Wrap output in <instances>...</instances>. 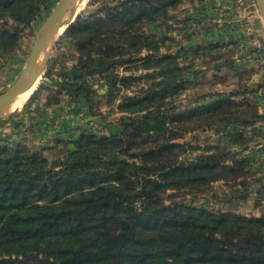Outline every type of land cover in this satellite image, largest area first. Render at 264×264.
<instances>
[{
    "label": "trees",
    "instance_id": "16d2710c",
    "mask_svg": "<svg viewBox=\"0 0 264 264\" xmlns=\"http://www.w3.org/2000/svg\"><path fill=\"white\" fill-rule=\"evenodd\" d=\"M49 1L0 0V57L18 40L4 20L29 24ZM98 2L64 31L77 53L78 74L62 84L74 101H89L87 78L95 74L109 92L127 86L134 77L113 73L118 65L158 70L146 73L148 86L118 105L137 115L120 132L83 131L52 161L25 144L0 146V264H264V209L246 216L164 202L169 187L237 178L246 163L215 155L176 160L182 144L172 140L191 129L192 119L232 114L234 120L229 99L182 111L163 107L183 88V76L176 55L158 53L161 45L147 26L164 21L182 0ZM144 134L155 144L133 150ZM249 195L245 189L242 197Z\"/></svg>",
    "mask_w": 264,
    "mask_h": 264
},
{
    "label": "rangeland",
    "instance_id": "374dc122",
    "mask_svg": "<svg viewBox=\"0 0 264 264\" xmlns=\"http://www.w3.org/2000/svg\"><path fill=\"white\" fill-rule=\"evenodd\" d=\"M57 2L50 0L29 24L4 20L18 32V40L12 50L0 57V94L17 78L37 30ZM97 3L98 0H88L75 19L94 10ZM147 30L161 45L160 55L177 56L183 76V88L166 99L164 108L182 111L217 99L233 101L228 109L234 113V120H229L232 114L213 120L196 117L188 123L191 129L172 140L182 144L175 149L177 162L188 164L207 155L221 156L224 163L246 160L244 171L237 178L231 174L201 186L174 185L163 193L164 202L260 216L264 209V24L256 1L182 0L169 10L164 21L148 23ZM51 43L43 49L45 58ZM76 56L74 42L64 32L57 36L30 97L17 112L7 114L15 110L6 109L0 119V130L5 126L15 129L11 136L0 133V146L25 144L52 161L74 147L79 133L101 134L109 129L120 132L122 123L137 116L122 111L118 105L123 97L146 88L149 82L145 74L157 71L156 67L146 63L118 65L113 73L130 74L134 79L127 86L117 85L113 92H109L101 74L90 76L89 101H74L62 84L78 74ZM50 113L59 118L69 114L75 121L58 132L35 137L37 124ZM19 127L24 129L18 130ZM153 137L144 134L133 150L154 145ZM245 189L250 193L247 199L242 197Z\"/></svg>",
    "mask_w": 264,
    "mask_h": 264
},
{
    "label": "water",
    "instance_id": "95a60500",
    "mask_svg": "<svg viewBox=\"0 0 264 264\" xmlns=\"http://www.w3.org/2000/svg\"><path fill=\"white\" fill-rule=\"evenodd\" d=\"M255 1H256L258 13L260 14L264 24V0H255ZM71 2L72 0H58L56 5L51 9V11L47 15L43 23L37 30L32 45L30 47L29 53L27 55L26 61L22 69L20 70L17 78L14 80L13 83H11L8 86V88L4 92L0 94V119H2L4 115H6L4 114V112L7 109V107L10 105L12 99L18 94L28 90L35 81L36 75L34 72L39 63L40 54L43 51L44 47L48 43L52 42L47 51L46 58L44 60L45 62L47 59L48 52L50 51V48L53 46V43L57 38L55 36L59 31V29L61 28L64 9ZM69 24L65 26V28L62 30L61 33H63L66 30ZM41 75L42 72L40 74V77ZM14 112L17 111H11L7 114H12Z\"/></svg>",
    "mask_w": 264,
    "mask_h": 264
},
{
    "label": "bare ground",
    "instance_id": "6f19581e",
    "mask_svg": "<svg viewBox=\"0 0 264 264\" xmlns=\"http://www.w3.org/2000/svg\"><path fill=\"white\" fill-rule=\"evenodd\" d=\"M87 2H88V0H72V2L64 9L62 25H61V28L59 29V31L57 32L55 37H57V35H59L61 33V31L65 28V26L67 24H69L70 22H72L75 19L76 15L83 9V7L86 5ZM46 46L48 47L49 43ZM44 54H45L44 51H42L40 54L39 63H38L37 68L35 69V72H34L36 75L35 81L33 82V84L31 85V87L28 90L18 94L17 96H15L12 99V101L10 103L11 106L9 105L10 107L9 106L7 107L8 110L10 108L11 110L16 111L18 109V107L23 103V101L27 99V97L29 96L31 91L37 86L38 82L40 81L39 80L40 74L43 70V61L45 58Z\"/></svg>",
    "mask_w": 264,
    "mask_h": 264
},
{
    "label": "crops",
    "instance_id": "0c3cea01",
    "mask_svg": "<svg viewBox=\"0 0 264 264\" xmlns=\"http://www.w3.org/2000/svg\"><path fill=\"white\" fill-rule=\"evenodd\" d=\"M45 119V120H44ZM75 121V119L73 118V116L69 115V114H63L62 116L60 115L59 117H54V114L50 113L48 115H46V117H44L41 122H39L37 124V128L34 131V136L35 137H45L47 135V133H55L59 131V129H63L65 126H68L69 123ZM21 129L18 130H22L24 128L19 127ZM26 130V129H25ZM13 131H15L14 127H9V126H5L3 128H1L0 133L4 132L2 134H5V136H11L13 134ZM1 137V134H0Z\"/></svg>",
    "mask_w": 264,
    "mask_h": 264
}]
</instances>
